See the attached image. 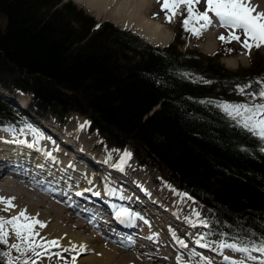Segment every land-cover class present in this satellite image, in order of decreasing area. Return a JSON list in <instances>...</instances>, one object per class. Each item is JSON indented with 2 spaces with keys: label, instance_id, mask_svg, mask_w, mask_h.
I'll list each match as a JSON object with an SVG mask.
<instances>
[{
  "label": "trees",
  "instance_id": "trees-1",
  "mask_svg": "<svg viewBox=\"0 0 264 264\" xmlns=\"http://www.w3.org/2000/svg\"><path fill=\"white\" fill-rule=\"evenodd\" d=\"M0 15V85L28 89L43 113H89L112 143H130L200 198L220 239L264 238V141L214 105L244 76L109 23L91 32L93 18L70 0H0ZM188 68L209 86L192 83ZM14 118L0 100V123Z\"/></svg>",
  "mask_w": 264,
  "mask_h": 264
},
{
  "label": "bare ground",
  "instance_id": "bare-ground-1",
  "mask_svg": "<svg viewBox=\"0 0 264 264\" xmlns=\"http://www.w3.org/2000/svg\"><path fill=\"white\" fill-rule=\"evenodd\" d=\"M151 1L152 0H134V6H136L137 8L136 12H139V9L141 10L142 13H143L142 9H145L147 12L148 9L151 8V5H152ZM108 2H109L108 0H85V3L91 9H94L98 14H100L101 12H105V10L107 9ZM251 4L252 6L256 8L257 12H264V0H251ZM130 5L133 6L132 4ZM125 8H122L121 10L119 8L118 10L119 11L118 14H121L122 18H123V14L125 13V10H124ZM115 20H117V18ZM161 20L164 21L166 20V18L165 19L162 18ZM161 20L160 19L153 20V21L148 20L144 26L136 27L135 29L139 31V34L144 36V38L147 41L155 45L158 44V43L156 44V42L158 41L161 44L166 43L170 39L171 31H168L167 29H165L166 27L161 24L162 22ZM219 31H220L219 24L213 22V25L211 27L203 31L199 37L194 35V38L197 39L199 43H201L202 50L206 53H209L214 50L215 43H214L213 38L215 35L217 36V33ZM234 50L235 49H232L230 52H226V53L229 56L235 57L234 56L235 54L233 53ZM6 129L8 128L0 129V173L1 171L5 170L6 172L12 175V179L8 177L0 176V182H2L0 183V197H5V198L14 197L15 199L12 201V203L15 205V207L10 212L0 211V213L4 215H8V218H10L11 216L18 215V213L21 210L26 209L27 215L40 220L43 224L46 225V227H42V228L39 227V225L36 226L35 231L40 233L39 236L36 237L37 242L46 243V241L57 240L59 241V247H58L59 252H74V253L80 252V254L81 253L86 254L89 252L91 253L89 255H85L81 257L78 264H133V261H134L133 255H130V254L124 255V252L118 251L114 246L109 245V244L101 245L100 243L103 241L99 240L97 237H93L92 234H87L86 236L82 235L87 231L86 226L72 219L70 216L68 217L64 215L66 211L62 209L61 207L57 206L52 198H47V196L43 194V191L41 190L40 184L38 182L30 181L26 177H24L26 174H28L27 170L33 172V174H36L38 171L47 172L48 167L43 166V165L40 166V165L43 161L50 162V160L44 155V153H39L37 156V159L40 160V164L38 165L37 163L34 165V163L32 162H28L30 163L28 164L27 158H26L27 153H25V151L22 150V148L29 147L30 141H27V140L19 141L18 137L21 135H16L15 131H13L12 129L10 130H6ZM40 129L42 130L43 132L42 135L44 136L43 138L42 137L41 138L44 141L47 140L48 136H45V132L42 128ZM53 134L56 135V133H53ZM41 138L37 137L35 140L39 141L41 140ZM46 143H49V142H46ZM43 144L44 143L41 142L39 143V146L41 145V148H42ZM39 146L37 148H39ZM65 146L69 148V146H67L66 144ZM50 157H54L55 159L54 162L59 161L63 163L62 167L61 165H59V166H55L54 168H52L53 171L50 173L52 175H61V173L64 172L63 169H66L67 163L71 161L72 159V158L70 159L65 158L63 153L58 152V148L55 146H53L50 150ZM6 160H8V162ZM87 160L90 161V162H86L87 165L95 169L96 165L93 164L91 159H87ZM30 166H33L34 170L31 169ZM90 171H92V169ZM67 174H69V172H67ZM84 177H85L84 175L77 173L73 178H76L78 180L79 179L84 180ZM6 179L7 181H5ZM64 182L68 183V180L66 179ZM77 191L83 193V195H87L89 192L88 189L86 188L85 189L79 188ZM96 192L100 193L101 190H96ZM111 194H112V191L109 190L107 192V195H111ZM158 196H156L154 193L152 194V197H150V200L148 202L140 201V204H144V207H146L148 211L153 212V213H159L160 216L163 215L164 217L168 218L169 217L168 213L171 214L173 212L172 210H169L168 207L165 206L163 208L164 210H166V212L163 210H160L159 208H157L156 210L152 209L154 206L161 204V202L157 201ZM159 197L162 198V200L164 201L163 197L161 196ZM103 201H105L104 198H103ZM3 207L4 205L0 204V209H2ZM152 215L155 216V214H152ZM172 218L176 219L175 216H173ZM157 221H158L157 219H150L147 221L146 225L148 227L155 226L154 222H157ZM104 222L106 221L104 220ZM158 225L160 226V224ZM171 228H175V230L177 228L180 229L177 225L176 227L175 225L170 226V227L168 225V229L170 231V237L168 240L169 244H173V238H174V234ZM77 229H82V230L80 231ZM123 232L126 233V231L124 230ZM163 242L164 241L160 242V239H155V241H153L152 243V246H160ZM81 245H84V246L87 245V246L81 249L79 247ZM73 246H76L75 250H72ZM64 249H69V251H64ZM42 258H40V263L42 261ZM164 259H163L164 263L174 264V261L172 260V256L168 255L167 253H165ZM180 262H181L180 264H183L182 261ZM136 264H151V262L148 261L147 259H144L141 263L137 262Z\"/></svg>",
  "mask_w": 264,
  "mask_h": 264
},
{
  "label": "snow or ice",
  "instance_id": "snow-or-ice-1",
  "mask_svg": "<svg viewBox=\"0 0 264 264\" xmlns=\"http://www.w3.org/2000/svg\"><path fill=\"white\" fill-rule=\"evenodd\" d=\"M157 2L161 4V10L165 12V18L169 23L175 16L186 13L182 21V27L185 31L191 32L197 37L213 25L214 16L220 27L229 30L227 36L221 35L218 37L221 42H239L249 54L253 48L264 46V12H257L256 8L252 6L251 0H157ZM201 3L205 5L204 11H200L198 8ZM181 9H183V12ZM241 34L244 37L243 40H241ZM258 83L262 85L260 90L248 94L250 103H217V107L231 117L241 129L264 141V79H261ZM245 87H250V85ZM238 91L241 95L245 94L244 88H239ZM257 99H259V103L256 102ZM208 103L212 102L209 101ZM34 134L40 135L35 132ZM130 155V153L125 152L122 159L126 161ZM93 194L99 196L100 193L95 192ZM76 195L81 196L83 193L77 192ZM14 199V197H0V204L4 205L0 211L10 212L15 207L12 203ZM115 215L117 219L126 217L129 222L137 218L127 208H120ZM195 215L197 218L199 217V213H195ZM186 222L191 223L193 227L196 226L195 221L186 220ZM199 223L207 226L205 221H199ZM37 225L41 228L46 227L40 220L27 215L26 209L7 219L0 216V245L5 246L0 248V264H37V260L43 256H48L51 259L48 249L59 247V241L37 242L36 237L39 236V233L35 231ZM11 236H14L17 242L9 245L8 241ZM204 240L205 237L201 236L196 240V244L202 248H211L212 244L202 242ZM178 242L182 248L187 247L184 241L178 240ZM216 243L221 253L224 249H228L232 252L246 254V260L264 264V238H261L259 243L253 242L250 247L241 246L235 240L229 243L227 240L221 239ZM79 247L83 249L85 246L81 245ZM75 248L76 246H73L72 250H75ZM13 251L19 255L13 256ZM64 251H69V249H64ZM252 252L260 255H251ZM55 255L59 256L60 254L55 253ZM190 255L195 257L198 253L193 250ZM177 259L180 261L182 258L178 257ZM74 260L75 258H73V264ZM201 261L202 264H212V261L207 257H201ZM223 261L225 264H245V260H233L227 255L223 256Z\"/></svg>",
  "mask_w": 264,
  "mask_h": 264
},
{
  "label": "rangeland",
  "instance_id": "rangeland-1",
  "mask_svg": "<svg viewBox=\"0 0 264 264\" xmlns=\"http://www.w3.org/2000/svg\"><path fill=\"white\" fill-rule=\"evenodd\" d=\"M62 1H67V0H62ZM72 1H74L78 6L82 7L83 9H85L88 13L93 14L95 16V18H96V21H98V22L110 21L113 25H115V26L118 25L119 28L121 27V28H125V29H130L131 31L136 32L142 38H144V36L139 34V31H137L135 29L136 27L144 26L145 23L148 20L153 21V20H157V19L161 20L162 18L165 19V15H163V14H165V12L161 10V5L159 3H157V0H152L151 1V3H152L151 8H149L147 12H146L145 9H142L143 13L141 12L140 9H139V12H136L137 8H136V6H134V0H108L110 3L109 2L107 3V9L105 10V12H101L100 14H98L94 9H91L85 3V0H72ZM130 4H132L133 6H131ZM199 5H204V4L201 3ZM116 7H118V8H116ZM119 8H120V10L122 8H125L124 9L125 13L123 14V18L121 17V14H118L119 13V11H118ZM198 8H199V10L201 9L200 6H198ZM180 16L181 15L175 16L173 18V22H171V23L167 22V20H164V21L161 20L162 21L161 24L166 27L165 29H167L168 31H171L170 39L166 43L171 42V39L174 36V34L178 37L179 35H181L183 33H186V34H183L184 35V40L183 41H184L185 44L179 46V50H181V51H183V50H185L186 48L189 47L190 50L192 51V53L194 51H197L199 54H202L204 57H207V58L211 57V58L215 59L217 57L223 56L219 60L220 64H222L224 67H226L227 69H229L232 72H237V73H243L244 74V72H250L254 68H262V69H264V47H262L259 50H255L250 55L249 59H246L245 54H247L248 51L246 49H244L239 42L232 41L230 43H224V42H221L218 39V37L221 36V35H225V36L228 35V32L222 31L220 29V31L218 32L219 34L217 33V36L215 35L214 38H213L214 43H215L214 44V50L212 52L206 53V52H204L202 50L201 43H199V41L194 38V35L191 32H188V31L184 30V28L181 25ZM183 16H186V13H184ZM115 17L117 18V20H115L116 19ZM118 17H119V19H118ZM2 23H3L2 19L0 18V25ZM243 39H244V37L241 34V40H243ZM173 40L174 39H172V41ZM166 43L161 44L159 41L156 42V44L158 46H163ZM232 49H235L234 52H233L235 54L234 55L235 57L229 56L226 53V52H230ZM215 54H217V56ZM202 59H203V57H201V60ZM247 85H250V87H245L244 86V91L245 92L248 91L249 93H256L261 88V86H260V84L258 82H251V83H249ZM19 96L16 99V103L18 105L25 106V107H26V105H29L28 104V101H29L28 99L29 98H28L27 95H26L27 97H26L25 103H24V101L20 100ZM10 102H12V101L10 100ZM256 102L259 103L260 102L259 99H257ZM243 103H250V97L246 96V94L241 95L240 93H238V101L235 104H243ZM33 108H35V107H33ZM31 113H33V112L27 111L26 113H22L21 116L29 118L30 117L29 115ZM87 114L88 115L83 116V115H81L79 113H71V114H68L66 116V120H67L66 136L65 135L64 136H59L57 133H56V135H57L56 136V135L53 134V133H55L53 130L50 131V132L55 137L57 144H58V142H60V139H61L60 143L63 142L62 144H64V145L67 144V142L69 141L68 137L70 136L76 142V146L78 148L83 147V146L87 147L91 143V150L95 151L93 153L97 152L99 154H102V156H104L105 160H110L113 157L112 154L113 153H117L120 150L112 149V150H109V151H103V149H105L106 146H107L106 142L110 138V136L107 134V132L102 131L100 129H99L100 133H97L95 130H93L92 132H89V130L87 131V126L85 125L84 126L85 129L83 131L84 132L87 131V136H85V134L83 132H81V131H79V134H80L79 137L76 136V132H77L79 124H80L79 122H83V119H78V118L87 117V118H90V122H91V120H92V118L90 117L91 115L89 113H87ZM75 115H78L77 116L78 118ZM37 116H39V115H37ZM59 121H65V118H62ZM37 127H38L37 123L34 122L33 125L30 127V129L34 130V128H37ZM49 130H51V129L49 128ZM40 131L43 134L41 129H40ZM15 134L16 135H21L19 132H16V131H15ZM45 136H47V135H45ZM69 142H71V141H69ZM98 146H101L102 148L99 149V148H97ZM39 148H40V146H39ZM125 148L132 149L129 144H126ZM89 150H90V148H89ZM87 159H91V161H92L94 158H93V156L91 154H88L87 155ZM87 159H86V162H90ZM6 161L8 162V160H6ZM97 164L101 167L100 168L101 170H106L104 165H102L100 163H97ZM97 169H98V167L95 166L94 170H97ZM97 174L100 175V173H98V172H97ZM144 174L147 177L148 181H152V183H150L149 186H148V191H151L152 189L157 190V189H159L160 186H163L165 189H168V187H171L170 184L167 181L162 182L161 180H158L161 177L160 175H163V174L161 172H159L158 170H156V168H154V167H150V168L149 167L148 168L144 167L143 171H141L139 174L131 176V177L132 178H141V179L144 180L145 178L142 177ZM111 191L113 193L114 189H111ZM152 193L153 194L155 193L156 196L159 195V196L163 197L162 191H160V192H155L154 191ZM159 196L157 197L158 198L157 201L161 202V204L159 206L160 210H161V208H164L165 206L168 207L169 210H172L173 212H175L176 210L178 212V211H180L182 209L183 210H187L188 212H190V219H194L195 216H196L194 207L198 206L200 208V206H201V201H199L198 203H195V202H193L191 200H189V202L187 204H185V206H182V208L180 206L176 207L175 204H170V205L167 206V205L163 204V203H165V201H163L162 198H160ZM161 206H163V207H161ZM157 208L158 207L154 206L152 209L156 210ZM190 208H191V210H190ZM0 214H2V213H0ZM168 214L170 215V213H168ZM182 221L183 220H180V222L175 224V226L178 225V227H180V229L182 227H184L186 225L184 223H186V222H183L182 225H181ZM154 223H155V225L157 224V222H154ZM157 227H160V226L157 225ZM77 230L81 231L82 229H77ZM82 235L86 236L87 234H82ZM13 240L16 241L14 236H13ZM9 241H10V239H9ZM9 241H8V243H9ZM100 244L103 245L104 243L101 242ZM106 245H108V244H106ZM98 247H99V245H98ZM95 254H97V253H95ZM12 255L13 256H17L19 254L16 253L15 251H13ZM254 256H257V255H254ZM79 258L81 259V257H79ZM39 263H40V259L37 260V264H39ZM197 264H202V262H197Z\"/></svg>",
  "mask_w": 264,
  "mask_h": 264
}]
</instances>
